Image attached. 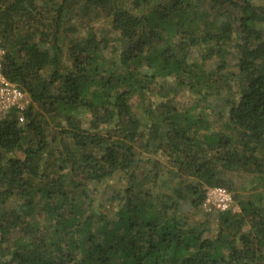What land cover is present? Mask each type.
<instances>
[{"label": "trees", "instance_id": "16d2710c", "mask_svg": "<svg viewBox=\"0 0 264 264\" xmlns=\"http://www.w3.org/2000/svg\"><path fill=\"white\" fill-rule=\"evenodd\" d=\"M0 45V264H264V0H0Z\"/></svg>", "mask_w": 264, "mask_h": 264}, {"label": "built area", "instance_id": "2783aa9c", "mask_svg": "<svg viewBox=\"0 0 264 264\" xmlns=\"http://www.w3.org/2000/svg\"><path fill=\"white\" fill-rule=\"evenodd\" d=\"M5 51L0 45V118L4 117L11 109L24 110L31 100L28 94L18 85L8 80L3 73V57ZM203 208L209 210L233 211L240 210L234 204L232 194L224 187H210Z\"/></svg>", "mask_w": 264, "mask_h": 264}, {"label": "rangeland", "instance_id": "374dc122", "mask_svg": "<svg viewBox=\"0 0 264 264\" xmlns=\"http://www.w3.org/2000/svg\"><path fill=\"white\" fill-rule=\"evenodd\" d=\"M188 61L189 62H195L196 64H199L200 65L201 62H202V58H201L200 54L197 51H194V52L191 53ZM235 179L237 181V184H239V185L241 184V187L240 188H242L243 185H245L247 188H250L251 187V181H252V176L251 175H249V174H243L241 176L237 175ZM234 204L237 207L239 206L235 202H234ZM203 210L205 212H213V210L207 211L204 208H203Z\"/></svg>", "mask_w": 264, "mask_h": 264}]
</instances>
